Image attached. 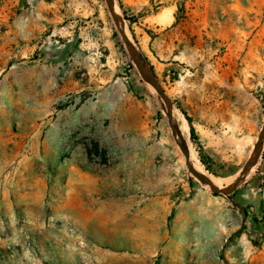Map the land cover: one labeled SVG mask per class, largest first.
Masks as SVG:
<instances>
[{
    "label": "rangeland",
    "instance_id": "374dc122",
    "mask_svg": "<svg viewBox=\"0 0 264 264\" xmlns=\"http://www.w3.org/2000/svg\"><path fill=\"white\" fill-rule=\"evenodd\" d=\"M114 1L191 165L231 183L264 123V0ZM263 154L215 195L105 0H0V264H264Z\"/></svg>",
    "mask_w": 264,
    "mask_h": 264
},
{
    "label": "water",
    "instance_id": "95a60500",
    "mask_svg": "<svg viewBox=\"0 0 264 264\" xmlns=\"http://www.w3.org/2000/svg\"><path fill=\"white\" fill-rule=\"evenodd\" d=\"M107 7L110 11L111 17L115 23V26L118 30V32L121 35V38L127 48V51L130 54V57L135 64L137 70L144 76L146 81L154 88V90L158 93V99L163 103L165 114L167 116V121L169 124V127L171 129V133L178 144L180 150L182 151L184 158H185V164L187 166L188 171L191 173L192 176H194L200 183L206 185L209 187V189L214 194H222V195H230L233 193L236 188L244 182L248 174L251 172L252 168L256 165L264 143V123L261 126V129L258 133L257 139L252 147V150L249 154L248 159L243 164L239 174L235 177V179L227 184V185H217L215 184L206 174L201 173L194 169V167L191 165L189 161L190 157V150L188 146L184 142V138L174 125V109L173 104L170 100V98L166 95L164 89L159 84L157 78L153 74L152 70L143 62V59L141 55L139 54L138 50L136 49L134 43L132 42V39L128 32L122 28L120 25V17L118 16V13L116 11V4L114 0H105ZM177 137H180L182 140V144L178 142Z\"/></svg>",
    "mask_w": 264,
    "mask_h": 264
},
{
    "label": "trees",
    "instance_id": "16d2710c",
    "mask_svg": "<svg viewBox=\"0 0 264 264\" xmlns=\"http://www.w3.org/2000/svg\"><path fill=\"white\" fill-rule=\"evenodd\" d=\"M120 8H121V5H120ZM123 16H124V18L126 19V20H128V21H133L134 20V18L132 17V18H130V17H127L126 15H125V13L123 12ZM184 114V116H185V119L187 120V122L189 123V133H190V135H191V137L193 138V139H195L196 137H195V134H194V128H193V126L191 125V120H190V117H187L186 115H185V113H183ZM263 158H264V154H263ZM207 168V167H206ZM215 195H217V194H215ZM227 197H229V195H227ZM241 211H242V213L244 214V215H246V212L244 211V209H240Z\"/></svg>",
    "mask_w": 264,
    "mask_h": 264
}]
</instances>
